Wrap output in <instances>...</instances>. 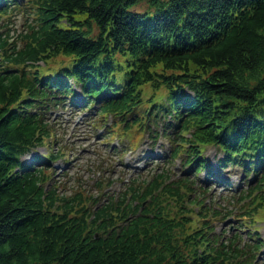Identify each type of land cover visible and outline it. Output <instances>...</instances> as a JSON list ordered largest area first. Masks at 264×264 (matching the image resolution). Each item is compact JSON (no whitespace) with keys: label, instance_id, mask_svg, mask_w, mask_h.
Listing matches in <instances>:
<instances>
[{"label":"trees","instance_id":"trees-1","mask_svg":"<svg viewBox=\"0 0 264 264\" xmlns=\"http://www.w3.org/2000/svg\"><path fill=\"white\" fill-rule=\"evenodd\" d=\"M68 103L96 127L112 116L106 138H165L193 175L212 174L214 146L242 171L238 197L213 210L168 168L102 201L58 190L66 147L24 157ZM232 205L242 222L224 236L213 219ZM263 213L264 0H0V264H256L264 239L239 231Z\"/></svg>","mask_w":264,"mask_h":264},{"label":"rangeland","instance_id":"rangeland-1","mask_svg":"<svg viewBox=\"0 0 264 264\" xmlns=\"http://www.w3.org/2000/svg\"><path fill=\"white\" fill-rule=\"evenodd\" d=\"M23 18V15L18 16L16 28L22 27ZM77 95L76 99L81 98L79 90H77ZM95 114L96 110L85 111V109L69 103L64 107L53 109L51 121L56 125L58 135L52 136L44 145L37 147L24 157L28 163H40L41 160L36 161L38 156L48 153L51 149L57 150L61 148V145L66 147L68 149L67 159L61 158L52 162V180L59 184L58 190L71 193L74 189H81L86 194L100 196L99 201H102L107 197V194H117L123 191L132 178H151L154 173L162 172L168 168L171 179L195 178L194 189L198 193L200 188H207L205 196L200 194V197L213 210L217 208L220 210L223 206H227V200L222 197L226 198L228 195L234 194L232 191L237 193L236 197H238L240 188L243 186L242 171L232 166L221 170L217 161L220 155L214 146H208L205 150L209 163L212 165V174L209 175L208 171L204 170L198 175H193L191 169L184 167L180 159H176L173 163L167 161L169 160L170 146L165 138L159 137L154 140L146 134L136 147L131 145L133 138L128 135L106 138L109 130L108 125L112 123L113 118L112 116L108 117L109 123L106 127L101 125L96 127L92 123ZM55 139L57 141L53 142ZM122 150L125 152L120 155L119 152ZM109 180L110 183H108ZM112 181L114 182L112 183ZM100 182L105 187L98 193ZM228 206L231 207V205ZM232 208L234 212L231 216L218 215L213 219L216 231L224 229V236H231L238 232V227H240L238 225L242 222L234 214L239 212L240 206L234 208L232 205ZM244 220L246 223L239 231L242 236L241 244L244 241L253 242L257 240V236L264 239V213L253 224L248 223L250 219L247 217ZM253 227L257 228L258 234L252 238L246 237L250 228ZM262 261H264V248L258 252L256 264H262Z\"/></svg>","mask_w":264,"mask_h":264}]
</instances>
